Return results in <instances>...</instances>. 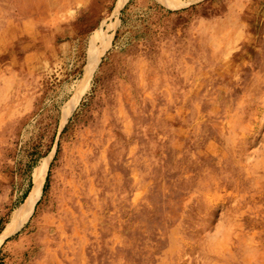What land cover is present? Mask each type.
I'll return each instance as SVG.
<instances>
[{
	"label": "rangeland",
	"instance_id": "rangeland-1",
	"mask_svg": "<svg viewBox=\"0 0 264 264\" xmlns=\"http://www.w3.org/2000/svg\"><path fill=\"white\" fill-rule=\"evenodd\" d=\"M0 264H264V0H0Z\"/></svg>",
	"mask_w": 264,
	"mask_h": 264
},
{
	"label": "bare ground",
	"instance_id": "bare-ground-1",
	"mask_svg": "<svg viewBox=\"0 0 264 264\" xmlns=\"http://www.w3.org/2000/svg\"><path fill=\"white\" fill-rule=\"evenodd\" d=\"M35 191H36V186L34 187V189H33V193H35ZM32 198V197H31ZM65 217V216H64ZM64 219V218H63ZM68 221V220H67Z\"/></svg>",
	"mask_w": 264,
	"mask_h": 264
}]
</instances>
